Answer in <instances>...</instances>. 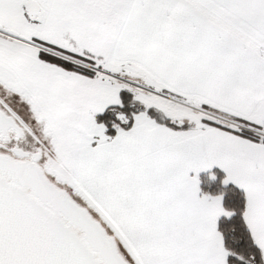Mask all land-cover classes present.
I'll use <instances>...</instances> for the list:
<instances>
[{
	"label": "snow or ice",
	"instance_id": "1",
	"mask_svg": "<svg viewBox=\"0 0 264 264\" xmlns=\"http://www.w3.org/2000/svg\"><path fill=\"white\" fill-rule=\"evenodd\" d=\"M0 264H264V0H0Z\"/></svg>",
	"mask_w": 264,
	"mask_h": 264
}]
</instances>
